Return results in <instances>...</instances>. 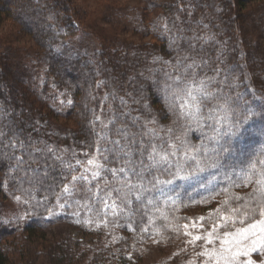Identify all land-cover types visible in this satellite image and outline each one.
Listing matches in <instances>:
<instances>
[{"label": "trees", "instance_id": "16d2710c", "mask_svg": "<svg viewBox=\"0 0 264 264\" xmlns=\"http://www.w3.org/2000/svg\"><path fill=\"white\" fill-rule=\"evenodd\" d=\"M142 1L145 11H159L155 17L157 19H148L145 26L147 35L155 41L137 44V47H103L99 63L95 64L84 57L71 58L54 53V45L64 39L65 34H75L79 28V23L72 18L74 8L68 0H0V20L8 18L16 27L19 37L24 35L35 44L21 58L10 57L16 62L0 61V192L4 189L10 197L23 199L25 204L22 206L27 218L25 223L20 218L12 222L0 221V264H31L41 257V253L38 254V250L32 246L36 239L45 243L46 235L39 224L52 210L64 186L79 174L98 143L91 109L97 93L105 91L111 97L114 88H117L122 106L116 97H113L111 105L122 117H115L110 133L112 137L119 133L127 135V141L134 140L135 144L130 147L137 150L134 153L136 159H139L141 145L150 146L153 143L168 152L175 151L177 161L179 156L187 159L190 151L197 150L198 145L200 147V139H206L207 144L209 137H215L214 127L206 122L204 112L202 123L198 124L182 118L178 106L172 107L174 98L169 86L173 85L178 75L188 79L195 76L197 80L206 82L213 94V99L203 108L207 110L208 106L213 107L206 111L208 117L210 113L218 115L216 108L220 104L236 112L240 95L232 84L235 72L240 73L247 94L255 99L260 109L264 107V80L257 81L252 77L239 36L236 7L240 6L237 0ZM60 18L66 23L67 32L66 27L59 23ZM148 57L157 58V64L147 65ZM104 62L111 73L118 75L117 87L109 82V79L113 81L112 74L99 69ZM152 66L159 68L152 74L155 81L162 83L157 87L150 86L147 81L150 73L146 69L150 70ZM100 71L103 74L100 75ZM33 72L43 75L37 86L33 81ZM101 78L108 84L100 83ZM48 80L58 91L52 98L48 95ZM162 85L167 93L166 98L162 94L159 96ZM59 99L65 103H58ZM242 113L241 117H232V120L242 118ZM120 121L123 125L119 124L118 127ZM255 121L264 125V120L256 117L245 127L251 128ZM256 141L257 137H246V143ZM13 144L17 146L13 147ZM202 147L199 153L203 157ZM110 153L106 155V166L119 168L125 157L119 154L118 147ZM174 157H170L173 166L177 165ZM213 168L215 171L206 168L203 175L214 177L217 173L215 184L205 192L201 191L203 194L190 195L189 201L214 205L211 203L212 197H216L220 201L216 202L215 213L230 216L259 212L251 211L259 206L260 201L258 194L253 195V185L245 186L248 167H245V172V168L235 170L231 176L227 174L228 169L218 172L217 167ZM153 175L159 173L153 172ZM165 178L160 175L161 180ZM148 180L143 182L144 186L152 189ZM193 186L187 184L185 192L192 191ZM155 190L144 192L143 197H150ZM151 209L147 204L134 206V231L130 240L142 235L143 229L144 232L156 234L160 240L175 239L179 224L174 214L176 208L167 211L165 218L150 214ZM88 264L133 262L131 258H126V251L115 248L107 253L96 251Z\"/></svg>", "mask_w": 264, "mask_h": 264}, {"label": "rangeland", "instance_id": "374dc122", "mask_svg": "<svg viewBox=\"0 0 264 264\" xmlns=\"http://www.w3.org/2000/svg\"><path fill=\"white\" fill-rule=\"evenodd\" d=\"M68 1L74 8L72 18L75 23H79V28L75 34H65L64 39L54 45V53L56 54L59 53L71 58L84 57L97 64L102 55L103 47L116 48L123 45L137 47V44L155 41L147 35L145 26L148 25V19H157L155 17L158 16L159 11L155 9L145 11V4L142 0ZM237 1L240 6L236 7L237 22L240 23L239 36L243 43L247 64L249 63L252 77L254 76L255 80L261 81V79L264 80V0ZM59 16L62 17V14L60 13ZM59 23L66 27L67 32L68 29L64 20L61 19ZM34 45L28 37L24 35L19 37L16 27L8 18L0 20V61L16 62L10 57L21 58L22 54H26L29 48L34 47ZM157 60V58L148 57L146 63L149 66L155 65ZM254 64L255 66L256 64L260 65L255 68ZM103 65L99 69L104 73L112 74L113 81L109 79V82L111 86L117 87L118 75L111 73L105 62ZM157 69L159 68L153 66L150 70L146 69L150 73L147 81L152 87L162 84L155 81L154 75H152ZM102 71H100V75L103 74ZM33 73V81L37 86L41 83L43 75L40 74L41 72ZM168 81L172 84L171 79ZM100 83L108 84L105 79H102ZM232 84L237 87L236 93L240 95L239 102L236 104V112L220 104L219 108L222 110L219 111L218 115L213 113V118L209 119L205 113L212 110L213 107L208 106L207 110H203L205 118L201 117L200 119L201 123L204 118L214 127L213 134L215 137V129L220 127V124L217 123L218 120L223 123L226 119L232 120V117H241L244 109L249 107L257 113L260 109L255 99L244 90L239 72H235L232 76ZM47 87L49 97H55L58 91L55 90L50 80H48ZM114 89L115 92L111 93L114 96L111 97L105 91L97 93L91 105L92 116L98 133V143L89 159L95 157L97 161L105 165V170H102L101 177L91 179V173L94 169L88 164V159L82 165L79 174L75 176L78 178L87 176L88 179L73 181L71 178L66 184L70 186L71 192L67 193L63 189L61 190L52 210L46 219L39 224L40 230L46 235L45 243L40 239L34 240L32 246L38 250V254L41 253V257L32 261L31 264H88L89 259L92 260L96 251L107 253L115 248H121L123 252L126 251V258H131L133 264H215L212 257L202 253L220 250L222 240H233L232 235L225 236L226 232L234 234L238 229L248 227L250 223L260 220L259 212L247 213L240 217L230 216L221 212L215 213L216 202L220 201L216 197H212L213 202L211 203H215L214 205L207 203L200 205V202L189 201L190 195L203 194L201 191L205 192L208 187L215 184L217 173L214 177L203 175L206 169L203 172H198L190 179H177L171 185H161L159 190L150 194V197H142V202L137 201L135 190L129 191L118 182L119 175L112 178L111 174L106 171L110 168L105 164V157L111 155V150L118 147L114 141L121 139L122 145L128 143L127 135L118 133L116 137H112L110 133V126L115 117H122L121 114L116 113L111 105L114 101L113 97H116V100L119 99V92L116 91L117 88ZM160 89L159 96L163 95L166 98L167 93L164 91V86L162 85ZM57 97L61 98V96ZM57 102L65 103L62 99L57 100ZM118 102L122 106L121 101L118 100ZM193 122L197 123L196 121ZM119 124L123 125V122L120 121L118 127ZM257 126L259 129L256 128ZM253 128L254 131H252ZM247 129L250 132H246L239 139H234L232 151L221 157L217 165L218 172L228 169L227 174L231 176L237 169L240 171L245 167L249 169L252 165H249L251 162L257 163L258 169L264 168V164L258 163L264 161V125L255 121L251 128ZM224 130L221 128V132ZM246 137H257V141L246 143ZM213 138L209 137L207 144H205L206 139L205 141L203 138L200 139V147L203 145L204 150L201 149L202 152L213 146ZM198 146L197 150L189 152V156L202 157ZM177 158L178 156L175 154L176 164L186 160L179 156L180 159L177 161ZM246 160L248 163H244ZM85 169L88 171L86 172ZM210 169L214 170V168ZM185 171H187V165ZM243 171L245 172L246 168ZM222 181L224 182L223 179ZM187 184L194 186L192 191L186 193ZM113 188L120 190L118 195L116 193L108 194ZM3 194H6L7 197L5 198ZM126 200L130 201V204H126ZM24 202L18 196L10 197L9 192L3 189L0 192V221L12 222L15 218H20L25 223L27 218L22 206L25 204ZM138 203L149 205L150 208H153L150 210V214L159 215L160 218H165L167 211L170 212L175 207L176 213L174 214L179 220L177 232H175L177 237L171 241L160 240L156 234L144 232L143 229L142 235L130 240L134 231L132 225L133 208ZM189 205H192L191 209ZM242 218L245 220L243 225L240 223ZM209 233H211V237H209ZM195 236L202 238L193 241ZM208 238H211L212 243H206ZM45 245V249H42ZM239 247L245 250L247 254L238 256L236 264H264V233H261L259 229L255 231L254 235L252 233L247 234V239H242Z\"/></svg>", "mask_w": 264, "mask_h": 264}, {"label": "snow or ice", "instance_id": "6c2138e0", "mask_svg": "<svg viewBox=\"0 0 264 264\" xmlns=\"http://www.w3.org/2000/svg\"><path fill=\"white\" fill-rule=\"evenodd\" d=\"M169 87L172 89L171 96L174 98L172 107H179L182 118H188L199 123L203 115V108L213 99V94L208 90L206 82L204 80H197L195 76L188 79L187 77L178 75L173 85ZM220 110L222 109L217 106L216 111ZM256 117L264 120V107L260 109L259 113L250 107L246 108L242 113V118L234 120L226 119L223 123L218 120L217 123L220 124V127L215 129L216 137L212 139L213 146L205 150L203 157L188 156L183 163L175 166H173L170 160V157L176 154L175 151L168 152L166 149L154 143L150 146L141 145L139 159H136L134 153L137 150L130 147V145L135 144L134 140L128 141V145H122L120 140H116L114 143L118 146L119 152L125 159L118 169L110 168L106 169V171L111 174L112 178L119 175L120 179L118 182L124 185L129 191L135 190V199L142 202L143 193L146 191H151L152 189L159 190V186L161 185H171L177 179H190L198 172H203L206 168L217 167L221 157L232 151L233 140L241 138L248 131L245 125ZM208 118H213L211 113ZM221 128L225 130L221 132ZM12 146L16 147L17 145L13 144ZM168 147L173 146L169 145ZM105 160H107V157H105ZM189 161L192 163L189 164ZM258 163L264 164V161ZM88 164L94 169L91 173V179L101 177L102 170H105V165L97 161L95 157L89 159ZM186 165L187 171H185ZM85 171L87 172L88 169H85ZM153 172L159 173V175H153ZM160 175H164L166 178L161 180ZM148 177H151V179L148 180ZM72 179L73 181L78 179L87 180L88 177L83 176L78 178L74 176ZM145 180H148V183L152 185V189L144 186L143 182ZM249 184L253 185V195L258 194L260 201L259 206L252 208L251 211H259L261 219L250 223L248 227L238 229L234 234L226 232L225 236L232 235L233 240H222L220 250H214L213 252L205 251L202 253L203 255L212 257L215 264H236V258L238 256L247 254L245 250L239 247L240 241L247 239V234L249 233L254 235L257 229L261 233H264V169H258L257 163H253L249 168L245 186ZM63 191L70 193V186L65 185ZM119 191L118 188H113L110 189L108 194L116 193L118 195ZM125 203L130 204V201L126 200ZM149 203H151V200H149ZM60 207H63V205H60ZM234 211H239V209H234ZM240 223L243 225L245 220L242 218ZM213 231H215V228H213ZM209 237H211V233H209ZM201 238L200 236H195L193 237V241ZM206 243H212L211 238H208Z\"/></svg>", "mask_w": 264, "mask_h": 264}]
</instances>
